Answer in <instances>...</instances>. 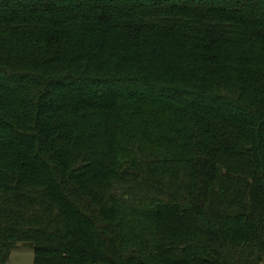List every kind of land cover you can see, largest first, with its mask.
<instances>
[{
  "label": "trees",
  "instance_id": "obj_1",
  "mask_svg": "<svg viewBox=\"0 0 264 264\" xmlns=\"http://www.w3.org/2000/svg\"><path fill=\"white\" fill-rule=\"evenodd\" d=\"M264 264V0H0V264Z\"/></svg>",
  "mask_w": 264,
  "mask_h": 264
},
{
  "label": "rangeland",
  "instance_id": "obj_2",
  "mask_svg": "<svg viewBox=\"0 0 264 264\" xmlns=\"http://www.w3.org/2000/svg\"><path fill=\"white\" fill-rule=\"evenodd\" d=\"M32 258V248L19 242L11 249L7 264H33Z\"/></svg>",
  "mask_w": 264,
  "mask_h": 264
}]
</instances>
